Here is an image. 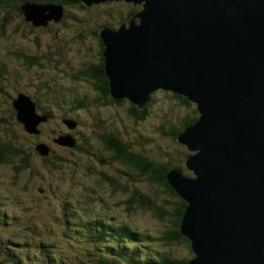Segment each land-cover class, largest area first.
<instances>
[{
    "label": "water",
    "instance_id": "obj_1",
    "mask_svg": "<svg viewBox=\"0 0 264 264\" xmlns=\"http://www.w3.org/2000/svg\"><path fill=\"white\" fill-rule=\"evenodd\" d=\"M82 1L140 6L99 33L112 97L142 108L162 88L196 104L197 120L178 136L192 151L185 164L194 177L176 167L167 173L188 203L181 232L194 257L183 264H264V0ZM21 11L31 20L44 16L34 20L44 25L64 15L52 3L27 2ZM13 106L39 133L46 117L33 100L19 93ZM55 141L76 143L72 134ZM37 149L50 152L44 142Z\"/></svg>",
    "mask_w": 264,
    "mask_h": 264
},
{
    "label": "rangeland",
    "instance_id": "obj_2",
    "mask_svg": "<svg viewBox=\"0 0 264 264\" xmlns=\"http://www.w3.org/2000/svg\"><path fill=\"white\" fill-rule=\"evenodd\" d=\"M55 1L35 2L63 6L61 22L51 19L46 26L34 22L44 20V16L31 20L14 7L8 10L0 7V67L5 71V74L0 73V78L6 82L4 92L0 93V117H3L0 139L3 142L4 138H11L14 129L27 150L35 149L38 142H44L61 158L56 162L60 167L54 165L55 168L51 169L35 149L34 169L21 175H17L10 165L15 161L10 155L6 157L9 162L0 165V263L96 264L105 254L106 244L114 242L109 236L106 237L107 242L93 238L96 227L87 222L97 219H102L105 225L126 222L132 228L145 230L152 237L142 243L140 253L144 256L169 251L179 259L190 257L193 251L186 242L165 243V238L173 234V218L169 213H165L163 219L159 216L160 212L170 211L177 198L168 196L146 177L140 178L127 165L111 159L106 162L105 150L107 152L108 149L92 137L94 129L103 130L100 124L102 116L107 117L110 118L107 124L120 129L126 140L137 142L140 135L151 137L135 146V150L148 158L161 163H185L192 151L158 130V126L165 123L163 130L168 131L170 124H177L185 110L177 104L170 91L162 88L151 93L148 101L150 114L141 123H134L126 117L124 105L103 108L91 103L88 108H84V104L71 110L72 106H77V101L85 102V96L96 98L97 92L85 78L73 80L68 78L69 74L96 62L94 55L98 47L93 32L98 31L101 39L99 33L105 26L103 23L118 27L129 20L123 19L129 8L125 2L118 1L90 6L81 2L85 8L77 4L72 6L67 0ZM4 3L20 7L25 4L23 0H0V5ZM8 15L11 20L6 26L4 17ZM78 31H83L90 38L78 40L75 38ZM18 53L29 58L37 57V61L28 66L21 56H17ZM102 54L104 57L105 52ZM51 88H56V91L50 92ZM20 92L33 100L36 112L41 113L43 109L52 111V119L39 124V135L28 132L21 119L12 117V105ZM119 111L123 117L118 116ZM66 115L74 118L75 127L62 122ZM10 116L11 120L8 119ZM81 133L90 139L84 142L85 151L82 153L55 141L62 134H74L79 138ZM102 173L115 177L120 188L114 189L101 177ZM189 176L194 177V174L191 172ZM125 186L130 189L121 188ZM135 192L150 200L149 207H140L137 202L130 205L129 198ZM6 239H13V243ZM117 264L130 262L122 258Z\"/></svg>",
    "mask_w": 264,
    "mask_h": 264
},
{
    "label": "trees",
    "instance_id": "obj_3",
    "mask_svg": "<svg viewBox=\"0 0 264 264\" xmlns=\"http://www.w3.org/2000/svg\"><path fill=\"white\" fill-rule=\"evenodd\" d=\"M23 1L25 3L36 2V0H23ZM48 1L54 2L55 0H48ZM67 1L72 6L73 4H77V6L85 8V4L81 3L82 0H67ZM37 3H41V2H37ZM106 3L110 4V2H106ZM124 4L128 5L129 8L126 11V14L124 15L123 18L124 20L130 19L140 9L139 5H134L133 3L126 2ZM0 7L1 8L7 7L6 10H8L11 7H14L18 13L22 14L20 5H12L8 3H4L0 5ZM9 17H10L9 15L4 17L5 25L9 23L11 20V18ZM59 22L61 21L59 20ZM103 24L110 25L108 24V22H105ZM93 33H95V36H93V38L96 39L95 40L96 46L98 47V51L96 49L97 52L95 51V55H94L96 58L95 60L96 62L93 65H89L86 69L80 68L77 70L76 73H70L68 78L73 80L85 78L87 82H89V84L97 92V96L96 98H90V96L89 97L85 96V102L77 101L76 102L77 106H72L71 110H74L78 107L80 108L84 104H86L84 108H88L91 103H95L99 106H102L103 108L109 107L111 105L118 108V106L124 105V112L126 117H128L134 123L143 122L146 118H148L150 114L148 111L150 102H148V104L145 107L140 108L127 98L115 99L114 97H112V95L110 94V82L105 72V61L102 54V51H104V43L99 38L98 31H94ZM75 38H77L80 41H84L90 37L84 34L83 31L80 32L78 31L76 32ZM17 56H21V59H23L28 66H31L33 63L37 61V57L29 58L21 53H18ZM0 73L5 74V71L2 67H0ZM4 83L6 82H4L0 78V93H2V91L4 92V85H5ZM55 91L56 88H51L50 92H55ZM170 92L172 93V96L176 100L177 104L180 105L185 110V113L181 116V119L177 121V124L175 123L170 124L168 131L163 130V128L165 129V123L158 126V130L161 131L163 135H169L173 137L174 140L178 141V136L182 132H184L189 125H191L197 120L198 112L194 102L190 101L184 95L172 91ZM12 109H13L12 117L16 118L17 112L16 110H14V107ZM41 113L47 115L48 117L47 120L52 119L51 117L53 114L51 110L43 109ZM118 116L123 117V113L119 111ZM12 117L10 116L8 117V119L11 120ZM95 117L96 118L100 117V120L103 118L102 120L103 130L94 129L95 132L93 133L92 137L100 140L103 144L104 149L106 148L108 149V151L115 153V158L119 160L118 163L127 164L129 169L136 171V173L138 174V176H140V178L143 177L144 179V177H146L149 180V182L156 183L157 186H159L168 196L177 198L174 201V203L171 205L170 211L165 210V212H160L159 214V216L162 219L164 218L165 213H169L171 219L173 218L171 220L173 223V234L170 235V237L165 238V243L172 244L173 242L174 243L186 242V245L190 247L191 246L190 241L181 232L183 214L188 206V203L170 185L167 179V172L171 168H175V167L178 169H182L186 175L188 174L190 175L192 171L189 170L186 164L183 162L177 164H174L173 161H168L167 163H161V162H157L154 159L148 158L147 156L144 155V153L135 150V146L137 142L141 143L143 140H150L151 137H143L140 135L137 137V142H134L133 140H126L124 139L123 135L120 134L119 131L120 129H118L117 127L114 128L112 127V125L107 124V121H110V118L107 119V117L105 118L103 116L101 118L100 115L99 117L97 116ZM2 119L3 117H0V122ZM169 121L171 122V120ZM62 122L64 123V121ZM44 123L45 122H43L42 124ZM38 128L40 129V131L39 133H35V135H39L41 133L40 125L38 126ZM12 130H13V136L11 138H4L5 140L3 142L0 139V165H3L4 163H8L9 161L6 160V157L7 155H10V158L16 161V162L15 161L12 162V164L10 165L13 167L17 175H21L26 171H30L34 169V168L32 169L33 160L35 157L34 150L36 149L37 151H39L37 149V146L41 142L35 144V149L31 147L27 150L24 147V144H22V142L18 140V134H15L14 129ZM74 138L76 139V143L74 146L69 148H71L73 151L77 150V152L80 153L85 151L84 142L90 139L86 138L82 133L81 136H79V138L75 136ZM57 144L62 145L60 143ZM49 148H50L49 149L50 152L47 155H42V158L44 159V162H47L48 167L52 169L55 168L54 165H57L56 164L57 161H61V158L59 155L55 154L56 151L51 146ZM187 152L189 154V151ZM57 166L60 167V165ZM101 177H103V179H106L108 182H110L111 186H113L114 189L115 187L120 188V186H117L115 177L108 175L107 173H102ZM121 188H124V190L130 189V187L128 186ZM133 194L134 195L133 196L131 195L128 201L131 206L133 203L137 202L139 203L138 205L140 207H144V206L149 207L150 200H148L145 197L143 198L136 192ZM137 196L141 198L139 199ZM166 202L169 201L166 200ZM97 220L96 221L90 220L87 222L89 224L92 223L91 225L96 227L95 233H93L94 234L93 238H96V241L97 240L106 241L108 240V238L106 237L109 236L114 242L106 244L105 254L100 258V260L96 264H117V262L121 261L122 258L125 259L127 258L130 264H183L188 262L194 257V253H193L190 257L179 259L174 257L173 254H171L169 251H163L156 255L144 256L140 253L141 251H140L139 242L144 243V241L152 237L151 235H147L145 230H137L135 227L131 228L130 226H128L126 222H121L115 226H112V225H105L102 219H97ZM6 240L8 242L13 243L12 242L13 239H6ZM133 243H137V244H133ZM95 249L98 250V247H96ZM109 255L112 256L110 257Z\"/></svg>",
    "mask_w": 264,
    "mask_h": 264
},
{
    "label": "flooded vegetation",
    "instance_id": "obj_4",
    "mask_svg": "<svg viewBox=\"0 0 264 264\" xmlns=\"http://www.w3.org/2000/svg\"><path fill=\"white\" fill-rule=\"evenodd\" d=\"M51 25V23L48 25V26H50ZM51 28V27H50ZM31 96V95H30ZM32 97V96H31ZM33 98V97H32ZM41 114H43V113H41ZM43 115H46V114H43ZM67 116V115H66ZM64 117V118H62V121H64V119L65 118H67V117ZM100 124H102V122L100 123ZM95 125V124H94ZM105 153L107 154V157L108 158H106V162H109V160L108 159H111L112 160V162H118L119 160H117L116 158H115V153H113V152H111V151H107L106 152V150H105ZM123 164H125V163H123ZM125 165H127V164H125ZM128 166V165H127ZM127 173V172H126Z\"/></svg>",
    "mask_w": 264,
    "mask_h": 264
},
{
    "label": "bare ground",
    "instance_id": "obj_5",
    "mask_svg": "<svg viewBox=\"0 0 264 264\" xmlns=\"http://www.w3.org/2000/svg\"><path fill=\"white\" fill-rule=\"evenodd\" d=\"M39 4H42V3H39ZM55 20V19H54Z\"/></svg>",
    "mask_w": 264,
    "mask_h": 264
}]
</instances>
